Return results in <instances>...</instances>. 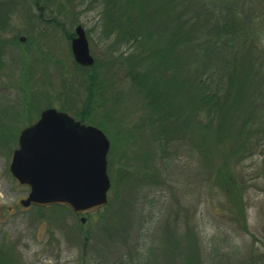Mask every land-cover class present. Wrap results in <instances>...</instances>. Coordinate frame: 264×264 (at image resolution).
I'll return each mask as SVG.
<instances>
[{
  "label": "rangeland",
  "instance_id": "374dc122",
  "mask_svg": "<svg viewBox=\"0 0 264 264\" xmlns=\"http://www.w3.org/2000/svg\"><path fill=\"white\" fill-rule=\"evenodd\" d=\"M39 2L47 10L44 18L56 17L60 25L38 20L32 8L17 14L7 69L1 71L0 122L5 117L7 128L0 129V264L117 263L131 250L134 238L141 236L143 227L149 246L153 241L165 242L162 239L166 235L165 228L176 216L181 225L178 224L173 236L197 253L203 252V245L214 237L224 249L226 239H231L234 253L224 264H246L262 254V158L255 155L257 157H250L231 169L232 178L246 192L238 224L236 215L230 211L228 196L222 192L226 187L218 188L216 179L212 178L201 186L199 177L205 172L193 149L190 155L185 153L184 131L177 119L174 126L178 144H175L174 154L178 148L181 159L177 165L182 168L183 163H190V169L182 172V186L188 187V194L179 200L182 175H178L177 182L176 174L180 173L176 172L177 166L165 172L157 163L160 146L152 138L153 128L147 121L149 109L133 87L126 67L115 61L109 49L103 46L104 36L97 24L95 5L81 11L83 7H73L65 0ZM78 25L85 31L94 59L89 67H79L71 54L70 44L76 37ZM67 34L72 37L68 38ZM20 37L24 41H20ZM47 108L100 129L109 140L106 171L110 189L107 204L95 212L79 215L63 206L23 207L20 203L26 199L28 189L18 185L10 175L11 154L18 148L20 132L32 126ZM9 132L14 135L10 142L6 141ZM188 137L190 142L191 135L184 142ZM212 154L216 156L210 157L213 169L221 167L217 162L220 154ZM258 169L262 170L258 172ZM256 175H259L257 180L244 182ZM145 194L149 198L157 196L153 206L149 205ZM81 218L85 219L84 223ZM182 257V250L176 252L170 259L171 264H182ZM253 264L260 263L256 260Z\"/></svg>",
  "mask_w": 264,
  "mask_h": 264
},
{
  "label": "trees",
  "instance_id": "16d2710c",
  "mask_svg": "<svg viewBox=\"0 0 264 264\" xmlns=\"http://www.w3.org/2000/svg\"><path fill=\"white\" fill-rule=\"evenodd\" d=\"M65 1L83 7L81 11L95 5L103 46L126 67L133 87L149 109L152 138L160 146L157 163L165 172L177 166V182L182 175L179 200L188 194V187L182 186V172L190 169V163H183L182 168L177 165L181 162L178 148L174 154L177 119L184 131L185 153L190 155L193 149L205 172L199 177L201 186L212 178L218 188L226 187L222 192L240 224L246 192L232 178L231 169L250 157L259 156L264 163V0ZM31 8L38 20L60 25L56 17L44 18L47 10L39 0L33 4L31 0H0V74L2 68L7 69L14 18ZM2 79L3 73L0 83ZM5 121L2 117L0 129L7 128ZM188 135L190 142L189 137L184 142ZM13 138L9 132L6 141ZM214 152L220 154L217 162L222 166L213 169L210 157H216ZM258 178L248 177L244 182ZM156 198L146 195L150 206ZM219 205L222 210V202ZM170 223L162 238L165 242L153 241L150 246L143 227L131 250L113 264H171L173 254L181 250L182 264H224L234 253L229 238L225 249L212 237L207 246L203 245V252L189 250L173 236L181 225L177 216ZM256 260L264 264V250L246 264Z\"/></svg>",
  "mask_w": 264,
  "mask_h": 264
},
{
  "label": "water",
  "instance_id": "95a60500",
  "mask_svg": "<svg viewBox=\"0 0 264 264\" xmlns=\"http://www.w3.org/2000/svg\"><path fill=\"white\" fill-rule=\"evenodd\" d=\"M75 35L70 44L74 61L83 67L93 65L80 25ZM109 148V140L100 129L54 109L44 110L32 126L20 132L18 148L10 158L12 178L29 188L21 205L66 206L79 215L104 207L110 189L106 171ZM80 221L84 223L85 219Z\"/></svg>",
  "mask_w": 264,
  "mask_h": 264
}]
</instances>
